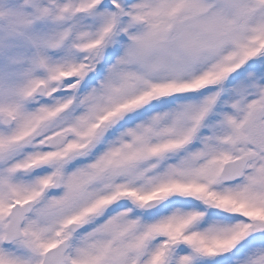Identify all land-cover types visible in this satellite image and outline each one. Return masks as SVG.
<instances>
[{"label": "snow or ice", "instance_id": "snow-or-ice-1", "mask_svg": "<svg viewBox=\"0 0 264 264\" xmlns=\"http://www.w3.org/2000/svg\"><path fill=\"white\" fill-rule=\"evenodd\" d=\"M0 264H264V0H0Z\"/></svg>", "mask_w": 264, "mask_h": 264}]
</instances>
